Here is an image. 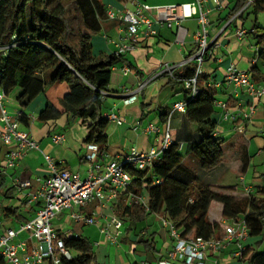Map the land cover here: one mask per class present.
<instances>
[{
  "label": "crops",
  "instance_id": "crops-1",
  "mask_svg": "<svg viewBox=\"0 0 264 264\" xmlns=\"http://www.w3.org/2000/svg\"><path fill=\"white\" fill-rule=\"evenodd\" d=\"M238 1L223 0V9L221 10L210 6L212 9L209 14L210 32L212 36L219 33L221 36L218 40V47L213 50V55L207 57L203 64V73L209 79L208 82L202 84L203 87L216 92V101L226 103L233 109L248 110L250 106H254L256 111L251 122L246 125L245 131L241 133L237 131L240 121L238 119L234 122L223 121L222 112L219 110L218 133L225 140V153L218 166L211 170H204L207 174L203 179L218 187L230 188L237 195L247 196L255 194L258 188H264V98L254 100L241 89L233 88L226 82V71L234 65L239 71L252 74L257 68L255 84L258 87L264 86V59L259 57L260 52L258 51L262 44H259L254 34L255 26L264 29V25L257 18L250 26L251 28L247 26V16L252 9L250 5L247 7L248 3L239 11H242V14L235 17L239 13L234 12ZM138 3L143 2L141 0H130L126 4L115 0L105 2L108 8L117 9L125 6L133 9ZM191 3L193 0H177L175 3L163 6ZM181 26L187 30L185 45L177 42L176 28L163 27L155 22L153 28L157 35L154 37L142 35L137 50L126 55L124 61L118 65L119 68L125 64L130 65L131 73L128 76H123L119 72L113 71L109 92L104 96V115L114 113L120 119L125 120V124L121 126L114 123L109 124L110 128L108 127L107 130L108 150L106 151L108 159H122L133 148L141 153H148L151 149L158 148L160 145L157 142V136L147 133L146 128L148 125L154 124L161 133H164L166 122L163 117L172 113L176 103H186L189 93L178 80L170 82L168 77H161L150 82L143 92L137 94L135 102L125 103L127 92L136 93L140 85L159 71L164 64L176 66L175 76L184 74L187 67L196 66L188 57L195 49L194 38L198 31L197 21L195 18H191L181 22ZM239 27L247 31L243 39H239L236 35V30ZM124 29L125 26L120 21L110 19L104 21L103 30L92 40L94 55H113ZM209 82L214 86L218 84L220 86L209 88ZM49 88L25 109L17 101L18 91L15 90L7 97L6 107L11 115L24 111L31 117L30 125L22 124V129L32 136L40 150L27 152L14 169L8 170L5 169V163L9 147L3 143L0 137V169L2 170L0 176H5L4 180L0 179V197H3V200L0 201V222L3 223L4 228L17 229L21 224L35 217L38 206L29 203L26 196L29 192L36 190L38 178H47L51 175L44 155L52 157L62 168L79 173L82 179L83 176L85 179L88 176L90 166L86 160L88 154L85 143L88 134L86 127L79 121L68 124L66 115L57 121L42 122L39 120L41 111L49 103L63 111L61 101L68 92V86L61 85L57 96ZM181 121L182 113L175 112L171 121V136L173 138L180 129ZM136 122L140 123L137 130L134 128ZM58 134L65 136V141L62 144H54L52 141V137ZM242 149L247 150L249 157V164L244 170H242ZM204 172H200V174L203 175ZM16 179L29 180L32 184L31 189L20 190ZM8 181L12 183L10 182L9 185ZM247 189L249 192L246 191ZM95 209V206H92L88 212ZM98 212H100V223L91 226L90 234L85 237L92 242L94 250L98 248L99 254L104 255L103 262H100V255L96 253L95 264H111L112 255H114L115 264H158L159 261L165 259L173 247L169 229L163 225L159 216L150 213H146L145 221L136 225L133 230L129 229L128 222H124L120 244L113 247L114 244L108 242L100 232V227L105 221L103 217L108 215L109 211L102 209ZM58 216H61L59 224H53L59 232L69 231L71 235L84 237L81 233L83 226L72 221L68 212ZM210 219L221 224L222 236H224L226 227L233 223L232 220L223 218V205L217 201L211 205ZM73 224H75V228L70 229L69 227ZM23 236L25 239L27 238V235ZM141 240H150L153 244L152 250H149L146 244L141 243ZM255 243L257 242L249 238L243 244L248 249V247L254 248ZM237 251L238 248L235 244L228 245L224 249L210 254L206 264H233V261H239L240 258L236 257ZM145 257H148L149 260ZM173 264L181 263L174 262Z\"/></svg>",
  "mask_w": 264,
  "mask_h": 264
},
{
  "label": "trees",
  "instance_id": "trees-1",
  "mask_svg": "<svg viewBox=\"0 0 264 264\" xmlns=\"http://www.w3.org/2000/svg\"><path fill=\"white\" fill-rule=\"evenodd\" d=\"M117 1L126 4L130 0ZM248 1L239 0L234 12H239ZM250 6L257 20L264 13V0H254ZM107 10L103 0H0V89L6 94L18 91L17 101L25 109L47 88L65 83L68 92L61 101L63 111L49 103L39 120L57 121L66 115L68 124L79 121L88 131L85 143L96 144L105 152L110 122L104 115V96L109 92L113 68L124 61V56L117 57L115 53H93L92 40L103 30ZM254 34L259 44H264V29L255 26ZM259 57L264 59V53ZM257 70L252 73L255 80ZM195 71L196 66L187 67L184 74L169 78L170 82L178 80L184 87V81L193 77ZM208 79L206 74L200 75V92L196 96L184 87L189 97L180 129L152 169L126 168L132 176L130 189L147 196V213L172 223L183 237H223L221 224L210 219L214 201L223 205L225 220L243 218L249 238L262 237L264 188L242 196L203 179L207 174L204 170L218 166L225 153V140L218 133L220 111L215 105L216 92L202 86ZM167 117H163L165 122ZM20 122L29 126L31 117L22 111ZM241 157L244 170L249 164L246 149H242ZM3 178L1 175L0 179ZM125 198H121L116 214L133 230L147 215L140 206L127 205ZM58 239L71 254V259L64 258L63 264H95L96 253L88 238L60 234ZM140 242L152 250L150 240ZM239 261L264 264V252L248 247Z\"/></svg>",
  "mask_w": 264,
  "mask_h": 264
},
{
  "label": "built area",
  "instance_id": "built-area-1",
  "mask_svg": "<svg viewBox=\"0 0 264 264\" xmlns=\"http://www.w3.org/2000/svg\"><path fill=\"white\" fill-rule=\"evenodd\" d=\"M254 0H249L247 7ZM212 6L216 10L223 9V0H193V3L179 6H150L145 3H138L135 8L125 6L121 9L110 7L107 10V19L120 21L125 29L119 42L116 44L115 55L125 57L134 53L141 40V36L154 37L157 32L153 25L158 22L161 26L177 29V42L185 45L187 30L181 26V22L195 18L198 24V31L195 34V49L188 57L196 65L193 77L186 79L184 87L192 96L199 94V77L203 74V64L207 57L213 55V50L219 45L221 34L212 36L209 29V14ZM242 11L235 17H239ZM247 31L239 27L236 35L243 39ZM264 53V44L258 50ZM176 66L164 64L159 71L154 73L146 82L142 83L136 93L127 92L125 103L129 104L137 100V94L144 91L145 87L161 77L175 79L174 70ZM123 76L131 73V68L125 64L123 67H114ZM226 82L235 89H241L245 94L254 100L264 98V86L258 87L255 84L253 75L248 72L239 71L232 65L226 71ZM217 87L220 84L215 85ZM209 82L208 87H215ZM106 95V94H105ZM8 94L0 89V137L3 143L9 147V154L6 160L5 169H14L24 155L29 151H39L40 148L32 136L22 129L20 117L22 111L11 115L6 107ZM216 107L222 112L223 121H240L237 131L243 133L246 125L251 122L256 108L250 106L248 110L233 109L226 103L215 102ZM185 103H176L172 113L167 117L165 132L150 124L146 128L149 134L157 136L159 147L151 149L148 153H141L133 148L122 157V159H108V154L101 151L96 144H87L88 154L86 160L90 169L86 179H82L79 173L64 169L49 155H44L51 175L47 178H38L37 188L27 194L29 203L38 206L35 217L17 229L4 228L0 222V260L3 264H63V259H71V254L66 249L59 235L70 236L69 231L59 232L54 227L55 218L68 212L69 217L76 224L81 226H95L100 223L99 210H108L100 232L105 239L119 246L120 237L124 222L117 216L116 207L120 204L121 198L125 197L127 205L140 206L147 213L150 211L148 198L145 195L135 194L131 191L132 176L126 169L132 166L140 171L152 169L155 162L162 158L166 149L172 143L171 121L175 112L185 113ZM110 123L116 125L125 124V120L118 115L111 113L106 115ZM32 121V120H31ZM140 123H134L135 130ZM162 137V138H161ZM54 144H62L65 136L58 134L52 137ZM108 159L106 162H104ZM2 170L0 169V174ZM20 190L31 189L29 180L16 179ZM249 192V190H246ZM124 194V195H123ZM95 206V210L88 212V209ZM163 225L169 229L173 239V247L167 253L164 260L158 264H206L208 256L224 249L226 246L235 244L238 248L236 257H241L245 251L244 242L249 239V230L243 218L233 220L231 225L225 229L224 236L219 238L213 236L210 239L190 235L183 237L175 226L160 218ZM27 235L26 239H21ZM147 264V263H144Z\"/></svg>",
  "mask_w": 264,
  "mask_h": 264
},
{
  "label": "rangeland",
  "instance_id": "rangeland-1",
  "mask_svg": "<svg viewBox=\"0 0 264 264\" xmlns=\"http://www.w3.org/2000/svg\"><path fill=\"white\" fill-rule=\"evenodd\" d=\"M104 1V3L105 2H108L109 0H103ZM110 1H113V0H110ZM115 1H117V0H115ZM143 3H145V4H148V5H151V6H163V5H168V4H170V3H175V2H177V0H141ZM118 2V1H117ZM251 11L252 10H250V12L249 13H251ZM248 19H247V26L249 27V28H251L250 26L253 24V22L255 21V18H256V16L253 14V13H251V14H249L248 16ZM258 21L261 23V24H263L264 25V13H260L259 15H258ZM61 85H64L65 86V84H61ZM61 85H57V86H54V87H50L49 89H51V92L52 93H54V94H56L55 96H57V94H59V92H60V88L59 87H61ZM202 86H203V84H202ZM105 99V98H104ZM220 114V113H219ZM72 126V125H71ZM70 126V127H71ZM109 128H110V126H109ZM172 135V134H171ZM83 179H85V177L83 176ZM9 182V185H10V182L11 181H8ZM12 183V182H11ZM1 200H3V197L1 196L0 197V201ZM60 217L61 216H57V218H55V220H54V224L56 223L57 225L59 224V219H60ZM75 226V224H73V225H71L69 228L71 229H73V228H75L74 227ZM9 227V226H8ZM14 228H16L15 226H13ZM67 227V226H66ZM91 226H83V228H82V235L84 236V237H88V234H90V231H89V228H90ZM124 229H125V227H124ZM78 232V231H77ZM21 239H25V237L23 236V237H21ZM251 240L252 241H256V242H258L259 241V243H255V249L257 250V252H264V236H262V237H258V238H251ZM246 244V243H245ZM245 244H244V246H245ZM113 247H115V245L113 246ZM141 250V249H140ZM94 252L95 253H98V255H100L99 254V249L98 248H95V250H94ZM72 255H75L73 252H72ZM114 255H112V259H111V264H115L114 263V257H113ZM99 258H100V262H103V258H104V255H100L99 256ZM145 259H147V260H149V258L148 257H145ZM233 264H248L247 262H240V261H238V260H235V261H233L232 262Z\"/></svg>",
  "mask_w": 264,
  "mask_h": 264
}]
</instances>
